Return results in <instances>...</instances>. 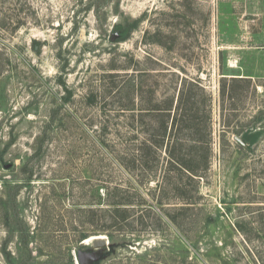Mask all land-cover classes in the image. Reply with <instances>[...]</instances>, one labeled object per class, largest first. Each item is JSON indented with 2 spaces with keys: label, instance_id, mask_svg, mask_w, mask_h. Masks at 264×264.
<instances>
[{
  "label": "rangeland",
  "instance_id": "rangeland-1",
  "mask_svg": "<svg viewBox=\"0 0 264 264\" xmlns=\"http://www.w3.org/2000/svg\"><path fill=\"white\" fill-rule=\"evenodd\" d=\"M184 78L205 87L186 135L212 128L208 170L165 181L163 206L147 182L130 228L103 230L114 188L139 186L116 158L133 133L119 89L137 84L140 113ZM79 250L87 264H264V0H0V264H80Z\"/></svg>",
  "mask_w": 264,
  "mask_h": 264
},
{
  "label": "trees",
  "instance_id": "trees-1",
  "mask_svg": "<svg viewBox=\"0 0 264 264\" xmlns=\"http://www.w3.org/2000/svg\"><path fill=\"white\" fill-rule=\"evenodd\" d=\"M20 26L19 23L15 26ZM120 26V24H118ZM129 36V29L125 28L120 31L119 35L113 34L112 39L116 41L126 40ZM111 77H114L113 75ZM226 79H224L225 81ZM244 80L250 84V78H236L233 77L232 81L236 82ZM188 82L190 86H188ZM137 84L131 80L127 81L119 89V92L125 94L129 101L126 104H122V110H130L133 114L128 116L130 119L129 126L133 133L125 140L122 139L123 135L118 137L116 158L119 163L127 169L128 172L132 171L136 174L138 179V187L132 188L124 185H117L114 191L119 194L117 201L110 202L109 219L103 225V230L116 226L121 222H126L127 228H130L131 222L129 218L130 205L134 204L132 196L141 193V186L144 187L147 182L155 181L156 187L154 191L160 192V194L152 193L156 202L163 206L162 192L165 181L170 182L173 175L181 173V180L187 179L194 180L197 178L200 180L203 174L206 173L211 164V135L212 128L207 131V135L200 138H192L194 145L189 146L190 143L187 139L186 130L193 126L195 120V109L198 101L196 99L199 92H204L205 87L202 85V81L199 78H194L188 81V78H184L183 85L176 98H167L156 103L152 97L142 95V99L139 101L142 104V110L140 113H136L134 96L136 94ZM227 83L223 82L221 87L222 97L227 95L226 91ZM228 90V89H227ZM154 93L153 91H149ZM148 98V99H147ZM149 104V105H147ZM207 104H213V94H207ZM137 106V105H136ZM147 106H149V109ZM151 118V122L147 117ZM208 119H211L210 109L208 111ZM132 132V131H131ZM189 137V136H188ZM257 133L247 132L242 136L246 145H250L256 140ZM242 144V143H241ZM244 145V144H242ZM165 163L166 169L161 174L159 171V163ZM164 165V164H163ZM144 184V185H143ZM131 191V192H130ZM174 191L178 198L183 201L182 204L187 207L193 202H190L189 192L190 190L184 184L174 187ZM111 192L108 188V196H111ZM162 194V195H161ZM157 195V196H155ZM95 212L92 210V213ZM106 212V211H104ZM95 222V220L90 219ZM129 230V229H128ZM112 237V235H110ZM88 233L83 232L79 237L80 240H87Z\"/></svg>",
  "mask_w": 264,
  "mask_h": 264
},
{
  "label": "water",
  "instance_id": "water-1",
  "mask_svg": "<svg viewBox=\"0 0 264 264\" xmlns=\"http://www.w3.org/2000/svg\"><path fill=\"white\" fill-rule=\"evenodd\" d=\"M238 141H240L242 144L246 145L245 142L242 141V139L238 138ZM106 244H107V241L103 237H99V238L95 239V241H94L95 247H98V248H103L106 246ZM88 258H89V254L87 252H85L83 250L78 251V261L80 264H87Z\"/></svg>",
  "mask_w": 264,
  "mask_h": 264
},
{
  "label": "bare ground",
  "instance_id": "bare-ground-1",
  "mask_svg": "<svg viewBox=\"0 0 264 264\" xmlns=\"http://www.w3.org/2000/svg\"><path fill=\"white\" fill-rule=\"evenodd\" d=\"M99 237H104L102 235H98V236H92L90 238H88L85 243H91L92 241H95V239L99 238Z\"/></svg>",
  "mask_w": 264,
  "mask_h": 264
}]
</instances>
